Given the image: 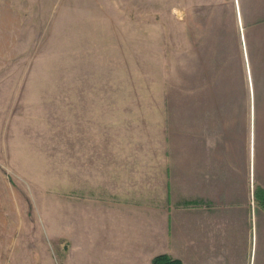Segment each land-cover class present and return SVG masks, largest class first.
<instances>
[{"label": "rangeland", "instance_id": "1", "mask_svg": "<svg viewBox=\"0 0 264 264\" xmlns=\"http://www.w3.org/2000/svg\"><path fill=\"white\" fill-rule=\"evenodd\" d=\"M234 11L233 0H0L6 231L29 232L61 264L63 182L77 184L78 160L111 134H140L153 102L243 113Z\"/></svg>", "mask_w": 264, "mask_h": 264}, {"label": "crops", "instance_id": "2", "mask_svg": "<svg viewBox=\"0 0 264 264\" xmlns=\"http://www.w3.org/2000/svg\"><path fill=\"white\" fill-rule=\"evenodd\" d=\"M233 4L245 111L153 102L140 134H111L78 160L77 184L63 182L61 264H264V0ZM0 191V264H53L29 232L6 231L4 179Z\"/></svg>", "mask_w": 264, "mask_h": 264}, {"label": "trees", "instance_id": "3", "mask_svg": "<svg viewBox=\"0 0 264 264\" xmlns=\"http://www.w3.org/2000/svg\"><path fill=\"white\" fill-rule=\"evenodd\" d=\"M152 264H181L177 259H173L166 254H158L153 257Z\"/></svg>", "mask_w": 264, "mask_h": 264}]
</instances>
